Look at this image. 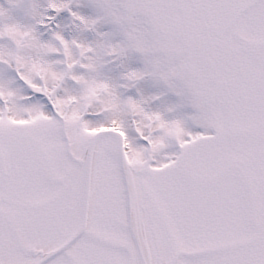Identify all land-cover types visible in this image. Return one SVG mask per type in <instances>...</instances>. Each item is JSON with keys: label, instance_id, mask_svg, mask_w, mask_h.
<instances>
[{"label": "snow or ice", "instance_id": "6c2138e0", "mask_svg": "<svg viewBox=\"0 0 264 264\" xmlns=\"http://www.w3.org/2000/svg\"><path fill=\"white\" fill-rule=\"evenodd\" d=\"M0 264H264V0H0Z\"/></svg>", "mask_w": 264, "mask_h": 264}]
</instances>
